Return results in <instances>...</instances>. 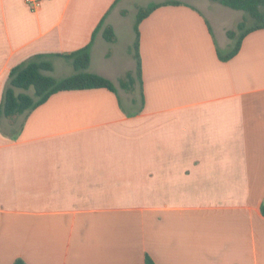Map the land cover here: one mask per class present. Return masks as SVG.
Returning a JSON list of instances; mask_svg holds the SVG:
<instances>
[{"label": "crops", "instance_id": "crops-1", "mask_svg": "<svg viewBox=\"0 0 264 264\" xmlns=\"http://www.w3.org/2000/svg\"><path fill=\"white\" fill-rule=\"evenodd\" d=\"M179 1L139 22L124 89L153 2L0 0V101L14 66L87 45L116 87L0 114V264H264V27L225 59L236 9Z\"/></svg>", "mask_w": 264, "mask_h": 264}, {"label": "trees", "instance_id": "trees-1", "mask_svg": "<svg viewBox=\"0 0 264 264\" xmlns=\"http://www.w3.org/2000/svg\"><path fill=\"white\" fill-rule=\"evenodd\" d=\"M219 4L244 11L248 18H243L237 22L235 27L227 30V36L232 40L231 50L221 55L223 58L232 57L241 45L243 37L252 30L264 27V0H213ZM179 4V0H165L163 2H153L145 7H139L136 12L134 23L135 39L133 43V57L135 59V69L128 71L119 79L118 84L121 88L131 89L137 79H141V59L138 51L139 45V22L149 15L155 8L162 4ZM251 19L252 23L247 25V21ZM104 37L108 41H112L115 37L111 27L104 30ZM76 69V72L61 78L50 75L52 65L46 60L34 58L24 63L14 66L8 75V82L4 88L0 101V114L13 118L16 115L24 114L32 110L37 105L44 102L51 94L72 89L98 88L104 87L115 91V85L107 78L86 71L90 61L89 47L84 46L78 50L66 54ZM135 74V75H134ZM33 88V95L28 94L24 90ZM16 89L22 91L16 92ZM261 211L264 214V203L261 205ZM12 264H26L21 258H16ZM145 264H155L148 256L145 258Z\"/></svg>", "mask_w": 264, "mask_h": 264}, {"label": "rangeland", "instance_id": "rangeland-1", "mask_svg": "<svg viewBox=\"0 0 264 264\" xmlns=\"http://www.w3.org/2000/svg\"><path fill=\"white\" fill-rule=\"evenodd\" d=\"M144 1L145 2H153V1H158V0H144ZM191 1L193 3L199 4V1L198 0H191ZM211 2H212L213 5L218 6L219 8H222V6H223V5L219 4L216 1H212L211 0ZM232 16H233V19L231 18V21L233 20V22H232V23H234V26L233 27H235V25L237 24L236 23L237 21H240L241 19H243L245 17L248 18L247 14L244 11H242V10H233L232 11ZM127 18H130L131 19L130 20L131 23H135L136 16H135L134 12H132V13L130 12L128 14ZM251 23H252V20L249 19L247 21V25L248 24H251ZM133 38H134V34L133 33L130 34V35L127 33L125 35V42L127 43V40L130 41V39L132 40ZM120 40H123V36H120ZM119 48L122 51L125 50V48L121 47V44L119 45ZM132 51H133V48H132ZM65 62L66 63H64V64L61 65V68H63V70H61V71L60 70H57V66H56L55 67L56 69L54 71L51 70V71H49L47 73H49L50 75H52L54 77H57V78H61V77L68 76V75H71V74L75 73L76 72V69H75L73 63H69V61H65ZM117 88H118V90H120V87L117 86ZM19 91H22V90L21 89H16V92H19ZM24 91L27 92L30 95H33V88H29L28 90H24ZM135 93H136V98L139 99L138 91L135 90ZM122 98H123V100H125L124 97H122Z\"/></svg>", "mask_w": 264, "mask_h": 264}, {"label": "built area", "instance_id": "built-area-1", "mask_svg": "<svg viewBox=\"0 0 264 264\" xmlns=\"http://www.w3.org/2000/svg\"><path fill=\"white\" fill-rule=\"evenodd\" d=\"M23 1L31 10H35L39 8L42 2V0H23Z\"/></svg>", "mask_w": 264, "mask_h": 264}]
</instances>
